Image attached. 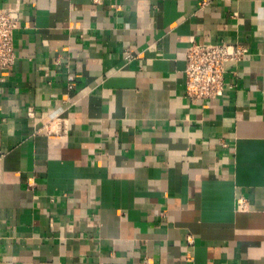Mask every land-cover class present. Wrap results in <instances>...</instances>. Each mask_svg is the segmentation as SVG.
Wrapping results in <instances>:
<instances>
[{"label":"crops","instance_id":"0c3cea01","mask_svg":"<svg viewBox=\"0 0 264 264\" xmlns=\"http://www.w3.org/2000/svg\"><path fill=\"white\" fill-rule=\"evenodd\" d=\"M17 1L0 264H264V0ZM192 39L249 47L224 95Z\"/></svg>","mask_w":264,"mask_h":264},{"label":"built area","instance_id":"2783aa9c","mask_svg":"<svg viewBox=\"0 0 264 264\" xmlns=\"http://www.w3.org/2000/svg\"><path fill=\"white\" fill-rule=\"evenodd\" d=\"M20 1L0 6V71L8 73L17 60L15 31L21 25ZM250 49L240 42L225 40L203 42L192 39L187 47L185 68V91L194 103L201 99L217 98L232 86L227 83L228 73L239 75V65L249 55ZM131 57V55H129ZM33 112L30 111V114ZM58 132L66 129L65 120L56 117L51 121Z\"/></svg>","mask_w":264,"mask_h":264}]
</instances>
